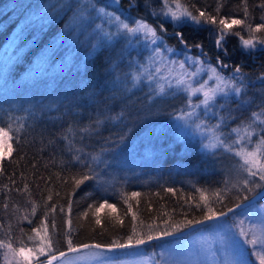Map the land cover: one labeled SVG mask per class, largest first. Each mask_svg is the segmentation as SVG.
I'll return each instance as SVG.
<instances>
[{
  "label": "trees",
  "instance_id": "trees-1",
  "mask_svg": "<svg viewBox=\"0 0 264 264\" xmlns=\"http://www.w3.org/2000/svg\"><path fill=\"white\" fill-rule=\"evenodd\" d=\"M80 2L87 6L86 0ZM181 2L194 14L200 9L218 20L227 19L229 24L233 19L243 20L244 24L231 28L244 39L250 35L246 25L256 28L264 24V7H261L264 0ZM107 3L108 0H98V6ZM128 3L129 0H120L118 8L110 6L107 10L116 15L123 12L121 18L128 17L130 26L133 19L140 18L156 25L157 17L152 11L160 12L163 0H149L150 7H145V0H137V6L131 9ZM76 7L77 0H0V58L10 43L14 42L16 49L21 47L8 74H0V125L11 124L14 129H19L13 133L14 150L0 165V241L11 243L14 248L29 247L47 233L58 254L68 250L69 238L74 247L82 244L108 246L113 242H127L135 230L136 236L148 240L150 225L155 237L158 231L167 227L163 223L165 220L181 224L180 230L172 233L175 234L190 227L183 225L186 219H203L205 208L201 205V194L212 199L211 205L218 207L217 212H225L246 201H241L244 196L251 198L259 192L261 189L257 188L236 199V192L225 190L230 173L236 172L235 178L238 173L247 172L243 161L230 156L235 151L229 152L223 147L212 150L196 147L200 136H206L204 133L210 136L209 129L216 125L213 124L214 116L212 123L200 124L201 135L198 133L197 139L190 140L187 133L176 127V116L180 115L181 109L193 111L188 105V93L180 90L183 85L176 87V79L184 75L193 88L204 81L208 88L216 83L209 79L207 72L191 77L186 75L196 72L202 65L189 62L181 69L178 62L185 60L186 54L215 65L216 56L222 55L209 36V29L214 30L215 26L198 29L191 23L173 25L169 21L164 40L174 52L165 51L161 45L157 54L153 51L157 45L151 44L150 40L149 46L144 47L143 34H138L139 44L135 37L132 38L131 47L128 40L121 38L93 51L92 45L97 44V38L90 33L95 24L110 31L116 28L97 19L92 28L81 34L74 21ZM31 13H39L42 19L30 25L27 17ZM19 25L23 27L24 37L17 38ZM174 31L183 32L189 45L202 42L207 57L195 47L185 49L172 34ZM251 35L264 37V31ZM225 46L230 53V58H224L225 62L241 65L246 77V88L241 97L227 101L218 97V104L234 102L229 104L231 106L226 105L231 109L217 108L224 115L231 110L232 115L237 116L231 126L233 129L243 127L241 121L246 123L252 112H260L264 107V80L261 79L264 52L259 51L258 46L253 54H247L241 48L240 37L235 35L227 37ZM140 65H146V70ZM157 68L160 69L158 73ZM141 73L139 83L134 84L133 75ZM148 73H154L151 82L147 80ZM222 73L230 76L231 68L223 69ZM157 84L166 86L165 94H157ZM198 98L191 95L193 105ZM241 104L243 107L238 108ZM97 120L102 123L97 124ZM225 127L216 129L217 133H224L220 139L226 143L237 140V133L228 136L230 128ZM254 127L255 133H259V121ZM153 128L160 138L149 142L146 137ZM129 130H132L131 135L127 136L122 150L113 152L120 137ZM188 132L193 133L192 130ZM17 137L19 143L15 142ZM74 156H79L80 160L73 159ZM93 156H100L107 165L94 162ZM126 163L135 165L125 167ZM86 165H91L99 175L76 187L72 177L93 175ZM257 177L251 178L264 183ZM243 180H238L236 188L243 185ZM104 200L113 204L115 210L103 208L96 213L95 207ZM53 205L54 212L50 211ZM89 205L93 207L90 209ZM242 210L245 209L232 215ZM232 215L223 221H229ZM97 216L100 224L95 222ZM33 229H38L39 233ZM29 236L35 240H29ZM186 239L187 236L169 238L112 253H137L152 264L166 261L169 262L166 264H172L171 257L162 259L163 250ZM245 259L247 262L250 259L248 264H252L250 256Z\"/></svg>",
  "mask_w": 264,
  "mask_h": 264
},
{
  "label": "snow or ice",
  "instance_id": "snow-or-ice-1",
  "mask_svg": "<svg viewBox=\"0 0 264 264\" xmlns=\"http://www.w3.org/2000/svg\"><path fill=\"white\" fill-rule=\"evenodd\" d=\"M87 6L84 3L77 0V7L76 12L74 14V21L75 24L79 26V30L81 34L87 32L89 28H92V25L95 23L97 19H100L102 22L107 23L109 26H115V31L105 30L101 24H95V27L92 28V32L90 33L91 36L97 38V44L92 45L93 51L100 47L105 43H112L113 41H117L118 39H126L128 40V45L131 47L132 38L135 37L137 39V43H140L138 34H143L144 37V47H148V42L150 40L151 44L157 45L153 51L157 54L160 53V46H163V49L168 52H174L173 48H169L164 40L165 34H168V28L166 24L170 21L173 25H185V24H193L198 29L203 28L207 25L215 26V29H209V36L210 38L214 39L215 47L218 53H222V55L216 56V63L215 65L208 63L206 61H202L199 57H190L185 54V60L179 61V67L183 69L186 63H195L198 65H202V67H197L196 72L186 73L187 76H197L201 72H207L209 74V79H214L216 81L215 85L211 88H206L207 81L201 83L199 87L193 88L191 82L186 81L184 75L180 76L176 79L175 84L177 88H180L183 85V88H180L181 91L187 92L189 95L188 105L193 108V111L185 112L183 109L180 110V115L176 116L177 121H181L182 123H177L176 127L181 130L182 133L185 132L186 129L193 127L194 132L199 130L200 124L190 123V118L195 116L197 119H200V115L195 112L196 108H199L200 105H203V116L208 117L211 114L214 117L218 118L217 124L213 125L210 131L213 132L212 139L215 141L213 143L205 144L202 143L201 147L203 149H215L217 147H223L226 151H233L232 145L237 143L238 140H242L245 137L248 138L249 142H251V137L255 132L256 122L259 121V139L256 141V147L253 151H247L245 148H240L239 150L235 151V155L239 156L243 160V167L244 170L247 171L249 176H259V180L264 182V162H261V157L264 156V107L261 108L260 112H252L251 118L247 124L244 121H241V125L243 127L238 126L232 129V132L237 133V140L231 141V143H226L225 140H221L220 136L224 135V133L220 132L217 133L216 129H220L223 125H225L228 119L235 120L236 117L231 115V111H229L228 116L221 115L219 111H214L213 109H223V104H218V97L227 101L233 97L239 98L244 93L246 88V77L242 71V67L239 64L230 65L225 62L224 58H230V53L227 49L226 42L227 37L229 35H235L240 37L241 41V48L247 52V54L251 55L254 51L257 50L259 46V51L264 52V37H256L251 35V33H259L264 31V24L257 25L256 28H252L251 25H246L248 31L250 33L248 39H244L240 36L239 32H233L231 26L232 25H241L245 22L239 19H233L231 24H229L227 19H217V17L206 14L205 11L200 9H196L198 14H194L193 11L190 10V7L181 2V0H163L162 7L160 12L156 10L152 11V15L157 17L156 25L153 26L146 22L144 18L140 19H133L132 25L127 22L128 17L122 19L121 15H116L115 12H110L107 10V7L116 6L117 8L120 5V0H108L107 5L98 6V0H86ZM174 5V7H173ZM137 6V0H129L128 7L134 8ZM145 7H150L149 0H145ZM264 7V4L261 5ZM219 10V6L218 9ZM95 13V15H92ZM245 14L247 12L245 10ZM163 17V20L160 19ZM264 19V17H262ZM178 40V42L184 46L185 49H190L191 47H195L200 49V53L202 56L207 57V53L203 50V43L197 42L194 45H189L187 40L185 39L184 33L181 31H174L172 33ZM151 59V58H150ZM171 63H177L176 61H172ZM141 69L146 70V65H140ZM231 68V75L224 76L222 73L223 69ZM160 71L159 68L156 69L158 73ZM141 74H134L132 79L134 84L139 83L141 79ZM261 79L264 80V75L261 76ZM147 80L149 82L154 80V73L147 74ZM169 87H172L171 82H169ZM157 94L163 95L165 94V87L162 84H157ZM200 92L203 95V100H200L197 104L193 105L191 102V95L193 93ZM248 103V102H245ZM239 107H243V104L238 105ZM97 124L102 123V121L97 120ZM204 123L201 120V124ZM252 129V131H249ZM19 129H14L11 124L8 125H0V149H6L7 153L10 154L13 149V133H17ZM82 131H87V129H82ZM141 131H145V129H141ZM132 130H129L124 136L120 137L119 143L116 144V148L112 149L113 152L116 149L122 150V145L124 141L127 139L128 135H131ZM241 132L244 133L243 136L239 135ZM228 136L231 133L227 134ZM149 142L152 139L160 138V134H157L156 130L153 128L151 131L148 132L146 137ZM67 139V137H65ZM16 143H19V138H16ZM258 153L260 155H258ZM4 152H0V161L4 159ZM115 158V157H114ZM73 159L80 160L79 156H74ZM94 162H103L107 165V161H101L100 156H93L92 157ZM90 171L93 172V175L84 174L80 178L72 177L74 185L79 187L81 184H84L85 181L96 179L99 175L95 173V170L92 168L91 165H86ZM243 185L246 191L254 192L255 189H264V183H257L256 181H249L248 179L243 180ZM168 191H172V189H168ZM133 196H138L139 193H132ZM259 197L260 199H264V193L262 192H255L251 199L247 196L243 197V200H247L248 203L244 205L245 210L251 209L254 206V201L256 198ZM51 196L48 197L51 200ZM201 199H206L203 194H201ZM237 199H240L238 197ZM93 205H89L91 209ZM199 207V205H197ZM207 211L203 215V219L201 220H191L186 219L183 222L185 227L191 226L193 224H201L203 225L205 221H215L214 224L210 225L211 228L216 230H223L224 235L228 237V240H224L221 237L222 243L225 245V254L223 261L221 264H248L247 260L244 258V254L242 248L239 247V242L235 240V234L231 233L229 229L224 227V222L219 220V217H226L228 213L233 212V209L230 207L227 209V212L219 211L217 212L212 207L205 204L204 206ZM236 207H241V204L238 203ZM107 208L109 210H115V206L104 200L103 203H99L97 207H95V212L99 213L101 209ZM69 210H71V205L69 204ZM35 211V209H33ZM50 211H55V205H53ZM63 211V208H61ZM84 215H87L85 213ZM259 220L261 224H264V205H260L259 210ZM96 224H100L101 220L99 216L96 218ZM71 221H69V224ZM167 227L163 230L158 231L157 235L154 237L152 235L153 228L149 226V232L147 233V239H158L159 236H169L172 235L173 232L179 231L181 228V224L179 223H169V221H163ZM242 223V222H241ZM47 229V225L44 226ZM158 227V226H157ZM52 228L55 229V223L53 222ZM33 231L39 233L38 229H33ZM240 236H247V232L244 229H241ZM29 240H35L34 237L29 236ZM140 245L145 243V239L143 236H136L135 230H133V235L127 238V242L125 243H118L113 242L111 245H108L107 248L109 251L112 249H120L130 247L133 244ZM231 241L232 243H229ZM245 243L253 245V253L257 255L259 260V264H264V239H258L255 236L248 240H245ZM259 245L261 252L257 253L255 246ZM67 246L69 252H79L80 248H96L100 249L104 247L101 244H82L79 247H74L71 238L67 240ZM0 247L7 248L12 254V261L15 264H54V262L60 261L62 257L66 256V253L61 251L59 255L56 254V251L53 249V242L51 236L45 234V236L40 237V242L38 245H35L33 248H28L26 246H21L19 248H14L11 243H5L0 241ZM41 257H45V259L41 260ZM5 259L8 260L7 254L5 255Z\"/></svg>",
  "mask_w": 264,
  "mask_h": 264
},
{
  "label": "rangeland",
  "instance_id": "rangeland-1",
  "mask_svg": "<svg viewBox=\"0 0 264 264\" xmlns=\"http://www.w3.org/2000/svg\"><path fill=\"white\" fill-rule=\"evenodd\" d=\"M174 7V5H173ZM42 19V17L40 16L39 13H34V14H29L27 17L28 23L30 25L37 23L38 21H40ZM23 31V27L19 25L17 31H16V36L18 37H24V34H22ZM28 44V42H27ZM21 47H19L20 49ZM16 49V46H14V42L10 43L8 45V47H6V49L4 50L1 58H0V74L1 76H3L4 74H8L9 72V67L10 64L12 62V60L15 59L18 50ZM214 80V79H212ZM164 84V83H163ZM214 86V83H213ZM164 87H166L164 85ZM208 88V87H206ZM193 96L197 97L199 96L198 100L195 102V104H197L200 100H203V95L200 92L197 93H193ZM220 103V102H218ZM229 103V104H233ZM229 104H224V108H229L231 109L232 107H229L231 105ZM245 104V103H244ZM229 105V106H226ZM235 105V104H234ZM245 106V105H244ZM203 105H200L199 108L195 109V112L197 110L196 113H198L200 115V119H197L195 116L190 118V123H193V126L195 124H201V120H203L204 123H212V115L209 114L208 117H204L203 116ZM219 111L217 108L214 109V111ZM236 110V109H235ZM231 111V110H230ZM221 115H224L222 112L220 113ZM229 113L225 114L224 116H227ZM232 115V113H231ZM232 116H236L235 114ZM195 118V120H194ZM214 122L213 124H217L218 118L214 117ZM237 120V116L235 120L232 119H228L225 123L226 127H229L230 129L228 130L229 133H231L230 136H232L233 134H235L234 132H232L231 126L232 123H235L234 121ZM178 123H182L181 121H177ZM249 121L246 120L247 124ZM224 125L222 127H225ZM204 126H202L203 128ZM221 127V128H222ZM225 127V128H226ZM220 128V129H221ZM219 129V130H220ZM193 131L192 132H188V131ZM203 131V129H202ZM249 131H252V129H249ZM201 132V129L199 128V130L195 131L193 130V127H190L188 129L185 130V133L188 134L189 139H197L198 133ZM204 133V132H203ZM210 136L205 134L206 136H200V140L196 141V147L201 148V144L205 143V144H209V143H213L215 142L212 139V131H210ZM201 135V133H200ZM238 135V134H237ZM239 135L243 136L244 133L241 132ZM256 137H257V133H253L252 137H251V142H249L248 138L245 137L242 140H238V142L236 143V145H232L233 151H237L240 148H245L247 151H253L256 147ZM212 150V148H209ZM0 152H4V159L7 158L10 154L7 153L6 149H0ZM258 155H260L258 153ZM231 157H235V159L243 161L239 156H236L235 154H230ZM0 161V165H1ZM124 163V161H122ZM261 162H262V157H261ZM134 163H126L124 164L125 167H134ZM230 166H229V171L230 172ZM236 174V172L230 173V179L226 180V185H225V190L227 191H231V192H236V199L238 197H240L241 195H244L245 192L248 193V191L245 190L244 185L239 186L238 188H236L238 186V180L241 178L244 179H248L249 181H254L252 178H258L257 176H249L247 172H243V173H238L236 175V177L234 178V175ZM252 177V178H251ZM257 182V181H256ZM259 183V182H257ZM239 193V194H237ZM252 193V192H250ZM196 196V195H195ZM198 197V196H197ZM201 198V196H200ZM202 203L201 205L204 207L205 204H207L208 206L212 207L214 210L218 209V207L212 206L211 204H213L212 199L210 198H206V199H201ZM241 201H243V199H241ZM238 203V202H236ZM243 203V202H241ZM260 205H264V200L262 201H258L256 203H254L253 208L248 209V210H242L240 213H236L234 215H232V217L230 218L229 221L227 220H220L222 222H224V227L226 229H229L231 233L235 234V240L239 242V247L242 248L243 254H244V258L245 256H250L252 260V264H259V260L257 258V255L253 253V245L251 244H247L245 243V240L248 239H252L254 236L258 239H264V224H261L260 220H259V210H260ZM236 206V205H235ZM234 207V206H233ZM205 208V207H204ZM245 209V208H243ZM205 212L207 211V209H204ZM241 210V209H240ZM248 212V213H247ZM247 213V214H246ZM230 215V216H231ZM226 217L229 219V217ZM242 222V223H241ZM215 223V222H213ZM213 223H210L211 225ZM208 224V225H210ZM208 225H204V227H200L199 229L191 232L189 235H187L186 240L181 241V242H177L173 245H170L168 247H166L163 251V257L162 259L166 258V257H171V263L172 264H221V262L223 261L224 258V254H225V245L222 243L221 241V237L224 238V240H228V237L224 235L223 230H216L211 228ZM241 229H244L247 232V236H240L239 233L241 231ZM236 235L238 237H236ZM41 237V236H40ZM40 237L37 238V241L35 240L31 245H27L28 248H33L35 247V245H38L40 242ZM243 237V238H241ZM229 243H232L231 241H229ZM256 248V252L259 253L261 252V249L259 247V245L255 246ZM54 249V247H53ZM55 250V249H54ZM7 254L8 256V260L5 259V255ZM12 254L11 252L4 247H0V264H15L14 261H12L11 259ZM41 260L45 259V257H41ZM250 260V259H249ZM248 260V262H249ZM166 263H169L168 261H166ZM164 262H161V264H166ZM56 264H152V262H149V260L146 257H139L137 255V253H112V252H106V251H102V250H97V249H91L88 251H84L78 254H74V255H70L65 257L64 259H62L61 261H59Z\"/></svg>",
  "mask_w": 264,
  "mask_h": 264
},
{
  "label": "water",
  "instance_id": "water-1",
  "mask_svg": "<svg viewBox=\"0 0 264 264\" xmlns=\"http://www.w3.org/2000/svg\"><path fill=\"white\" fill-rule=\"evenodd\" d=\"M259 192L264 193V189H261ZM262 200L263 199H260L259 197H257L256 200L253 203H256V202L262 201ZM247 203H248V201L246 200L245 202L240 203L241 204V207H239V208L236 207V206L232 207L233 212L228 213V215L226 217L230 216L231 214H233L234 212H236V211H238L240 209H243L244 208V205H246ZM225 212H227V210ZM226 217H219V220L225 219ZM213 222H215V221H205L203 225H201V224H194V225L190 226L189 228H187V229H185V230H183L181 232H178V233H175V234H172V235H169V236H159L158 239L145 240V243L144 244H140V245H135V243H133L132 246H130V247L120 248V249H112L111 251L108 250L107 246H104V247H102L100 249H97V250H102V251H106V252H123V251L131 250V249L143 247V246H146V245L155 243L157 241H162V240H166V239H169V238H178V237L187 236L191 232L199 229L200 227H202L204 225H208V224L213 223ZM89 245H94V244H89ZM91 249H96V248H80V251L79 252H69L68 250L63 251V252L66 253V256L65 257H67V256H70V255L77 254V253H81V252H84V251H87V250H91ZM57 255H59V253ZM65 257H62L61 260L64 259ZM58 262L59 261L54 262V264H56Z\"/></svg>",
  "mask_w": 264,
  "mask_h": 264
},
{
  "label": "bare ground",
  "instance_id": "bare-ground-1",
  "mask_svg": "<svg viewBox=\"0 0 264 264\" xmlns=\"http://www.w3.org/2000/svg\"><path fill=\"white\" fill-rule=\"evenodd\" d=\"M88 251V250H87Z\"/></svg>",
  "mask_w": 264,
  "mask_h": 264
}]
</instances>
